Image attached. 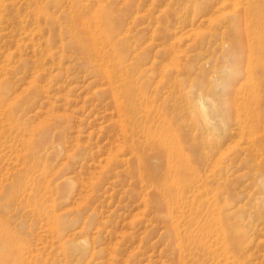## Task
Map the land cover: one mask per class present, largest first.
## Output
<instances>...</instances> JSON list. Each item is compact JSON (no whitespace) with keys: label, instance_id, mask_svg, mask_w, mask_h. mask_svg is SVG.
I'll list each match as a JSON object with an SVG mask.
<instances>
[{"label":"rangeland","instance_id":"374dc122","mask_svg":"<svg viewBox=\"0 0 264 264\" xmlns=\"http://www.w3.org/2000/svg\"><path fill=\"white\" fill-rule=\"evenodd\" d=\"M260 2L38 0L37 40L0 22V264H264Z\"/></svg>","mask_w":264,"mask_h":264},{"label":"bare ground","instance_id":"6f19581e","mask_svg":"<svg viewBox=\"0 0 264 264\" xmlns=\"http://www.w3.org/2000/svg\"><path fill=\"white\" fill-rule=\"evenodd\" d=\"M256 1L257 0H251V1L248 0L249 3L250 2L251 3L252 2H255L256 3ZM260 1L261 0H258V2H260ZM262 1H264V0H262ZM100 9H101V6L99 4H97V6L95 8V11H94V14H93L95 16L94 18H97V20H98V21L95 22V25H94L96 27L100 23V19H101V18H99L100 17V12H98V11H100ZM1 21H3V22H11L12 28H13L12 29V31H13L12 37L19 36V39L20 40L22 38V37H20L21 29H22V32H23L24 31L23 29H24V27L27 26V24L28 25H31V27L33 26L32 32L29 34L30 35L29 40H31V39L32 40H37L38 0H0V22ZM3 22H2V24H3ZM4 36H6V35L4 34ZM103 38L108 39V37L106 35H104ZM16 39H17V37H16ZM3 47L4 46L0 45V53L2 52L1 49ZM101 59H103V58H101ZM101 69L103 70L104 75L107 78V80L109 82V85L111 87L112 97H113L114 103L116 105H118V106H121L123 102H122V100H120L119 97H117V95H116L117 93H115V91H114L116 89V87H115L116 85H115V82H114V78H115V75H116L115 72H116L117 68L114 65H111L109 63L103 62L102 65H101ZM124 107H125V105H124ZM126 110H129L130 111V108L128 107ZM158 133L161 135L163 132H158ZM169 138L170 137H167V138L166 137H162V139L160 141V145L164 148L167 145V142H169V144H170V141L172 142L170 144V146H168L169 149H166L167 156H168V158H170V161L169 162H171V161H175L176 158H178V156L180 155L179 151L177 150L179 148V146H180L179 145L180 141H179V143H177V140L178 139L177 140L175 139V138H177L176 135L174 137V140H171L170 139V141H169ZM163 139H165L166 141L163 140ZM172 153H173V155H172ZM182 182H183V186L189 185L188 182L185 181V180L182 181ZM168 213H169L168 215L170 216L171 215V212L169 211ZM214 223L218 225V221H217V223H216V221H214ZM52 227L55 228V225L52 224ZM171 229L174 232V227H171ZM205 230H206L205 227H202V228L199 229L200 232H203L202 235H204ZM215 232H216L215 237L217 238L216 241H217V243H220L221 247L223 246L224 243L226 245V242H229V233H228V231H225L223 228H221V226L218 225V227H215ZM222 236H223V238H222ZM176 239L177 238H175V240ZM195 243L197 245H199V246L205 244L203 242V240H197ZM224 248L227 250V247L226 246ZM223 252L226 255V252L227 251L225 252V250L223 249Z\"/></svg>","mask_w":264,"mask_h":264}]
</instances>
